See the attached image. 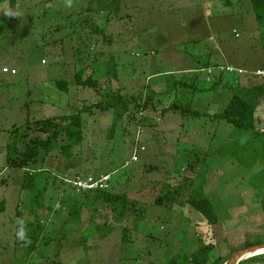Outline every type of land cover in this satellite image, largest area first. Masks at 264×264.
<instances>
[{
	"label": "rangeland",
	"instance_id": "rangeland-1",
	"mask_svg": "<svg viewBox=\"0 0 264 264\" xmlns=\"http://www.w3.org/2000/svg\"><path fill=\"white\" fill-rule=\"evenodd\" d=\"M197 1L199 0H73V6L66 8L65 0H18L15 10L10 9L8 2L0 3V206L6 202L5 208L3 207L5 212L0 214V264H25V241L18 244L20 240L15 234L18 228L17 216L13 205L18 204L19 199L25 202L26 206L20 202L19 207L24 212L35 209L40 201L42 204L49 201L53 206L57 204L58 197L48 192L38 197L40 201L34 199L45 187L44 179H50L47 189L51 188V180H57L58 187L63 188L67 184L60 182L64 180L62 175H91L100 178L101 174L108 173L111 176L112 193H121L127 184L144 185L148 189L159 191L169 181L166 176L170 164L173 162L172 170L178 173L181 166L190 160L183 159L182 155L176 157L177 160H169L168 157L147 160L139 154L146 151V146L152 151L155 145L157 152L173 154L174 146L170 140L175 136H188L191 142L198 140L199 146L205 147L204 139L210 129L206 127L204 117L190 118L180 128L179 120L171 122L168 114L160 116L161 120L156 121L157 113L145 111L135 114L132 119L125 118L112 130V113L92 108L88 113L82 114L84 141L81 146L73 149L71 160L60 150L48 153L43 164L29 168L30 171L39 170L31 188L22 190L24 171L7 165L8 145L15 153L22 152L28 139L34 136L46 138L37 130L36 123L39 121L78 114L84 107L99 102L102 99L101 93L110 88H119L128 95H134L149 83L148 77L153 72L169 71L180 66L177 59H187L194 51V33L190 29L195 26V19L202 16L201 10L196 8ZM230 1L232 4L227 6L221 0H214L213 8L209 7L210 19L206 16V21H216L211 33L215 34L219 42L232 49L227 51L230 50L228 54L230 57L233 55L234 62L241 67L245 66L233 68L245 72L261 69L264 67V22H257L250 1ZM9 12L16 15L9 17L6 15ZM109 22L117 26L115 34L109 33ZM234 31L238 33V38ZM141 34L138 39L137 35ZM162 39L169 41L173 52L179 55L181 52L182 57H174L171 51L166 56L169 50L163 56L162 48H158L159 53L152 56L150 44L155 48L156 44H161ZM198 40L201 47L217 44L216 40L209 41L208 31H201ZM84 67H88L85 77L92 75L98 68L101 73H108L110 70L113 72L115 69L116 76L112 84L109 83L111 78L100 80L102 88L97 92L91 88L78 87L74 83L75 75ZM4 69L9 70V73H5ZM12 70L17 74L11 75ZM183 77L188 76L165 78L164 86L170 88L171 92L168 91L159 98L154 95L155 106H170L177 101L182 103V100L186 102L189 92L182 85H176L187 79ZM225 79L222 107L214 111L208 110L209 113L222 112L234 94L226 86L234 79ZM59 81L68 83V92L57 87ZM255 81L261 82L260 79H254ZM175 85L178 95L173 91ZM198 85L201 89L197 87L198 91L196 90L197 102L206 106L204 100L207 98L202 89L204 85ZM155 88L160 89L157 85ZM184 91L187 93L184 94ZM169 94L173 97H169ZM200 105L198 107H202ZM257 115L264 120V104ZM27 125L31 128L25 133ZM257 128L264 130V121L257 124ZM140 131L143 134L138 145L145 150L138 152L136 162L133 157ZM217 132V136L225 142L222 153L203 154L202 165L200 168L197 165V172L204 176L203 196L212 202L219 219L223 220L224 213L229 210L228 217H235L234 222L221 223L220 227L208 225L207 220L193 208L177 207L181 214L174 217V214H169L168 208L154 206L145 200L151 207L142 211L146 218L153 214L162 220L150 222L144 218L136 223L133 218L130 219L129 239L125 242L127 249L109 250L106 255H89L91 264H168L172 256L178 253L177 263L191 264L192 262H186V258L209 244L216 246L218 250L211 253L212 257L221 255L230 260L237 251L246 248V243L258 240L264 244V141L253 143L251 133L244 134L245 131L236 129L225 121H221ZM214 135L216 133L211 136ZM192 146L195 147L194 144ZM252 148L253 152H249ZM43 155L44 151H41L38 159L41 160ZM241 156L247 158L242 159ZM154 165H157V170L151 168ZM197 172L186 168L182 175L196 181ZM183 176L174 175L173 179L183 183L186 178ZM185 192L188 194L190 190ZM228 204L236 208L230 209ZM154 210L156 212L151 213ZM9 219H12L11 223ZM23 222L27 231L31 221L25 219ZM111 225L115 224L111 222ZM120 240L121 236L111 242ZM15 242L19 250L17 258L9 255ZM49 242L50 246L58 241L54 237L53 242ZM65 242L66 245H71L74 240L68 236ZM43 244L45 241L40 239L38 245ZM57 254L56 252V256ZM71 257L72 255L66 259ZM32 258L29 263L35 264L37 257L31 262ZM52 260L49 264L61 263L59 258L54 257ZM261 260L264 261V258ZM68 264L72 263L69 261ZM80 264L89 263L82 260Z\"/></svg>",
	"mask_w": 264,
	"mask_h": 264
},
{
	"label": "trees",
	"instance_id": "trees-1",
	"mask_svg": "<svg viewBox=\"0 0 264 264\" xmlns=\"http://www.w3.org/2000/svg\"><path fill=\"white\" fill-rule=\"evenodd\" d=\"M47 1L51 2L53 0ZM249 1L255 15V19L257 20V22L263 23L264 0ZM5 2L9 3L11 10H15L17 7L18 0H0V3ZM221 2L227 6L232 4L230 0H221ZM97 31L99 32L98 28ZM195 61L198 66V70L207 69L209 66L208 63H203L202 59H196ZM87 70L88 67L79 69L76 72L74 83L78 87L91 88L96 92L99 91V88H102L100 86V80L111 78L109 83L112 84L113 78L116 76V73H114L116 72L115 69L113 70V72L110 70L108 71V73H101L102 71L98 68L97 70L95 69V71H93L92 75L85 77ZM233 76L237 78L234 81L232 80L233 82H228L226 86L230 88V90L234 92V94L222 112L210 116L207 112L202 113L198 109L192 107L191 101L194 100V97L198 91L197 87H199L198 76L194 79H184L185 81H183L182 83H176V85L180 84L183 86L184 89H187V91L189 92V97L186 100V104H182L181 102L178 103L177 101L174 102L168 108V110L179 109L182 116H191L192 118L210 116L212 121H225L234 128L245 131L244 134L251 133L253 137V143L264 141V133H261L260 128H257V124H261L262 122V119L257 114L261 105L264 104V79L248 75L247 73L240 76ZM244 77H246V79ZM254 79H260L261 82H254ZM212 86L215 87L216 83H213ZM57 87L63 92H68V83L66 81L57 82ZM114 88H110V90L105 89L106 91L101 93L102 99H100L99 102L89 107H84L78 114H74L71 116H61L59 118H47L36 123L38 124V132L40 134L45 135L46 138L44 139L41 136H34L28 139L24 151H16L15 153L14 150H11L10 146L8 145L7 150L9 151V156L7 158V165L13 169L24 171L25 179L23 181V187L21 188L22 190H25L29 187L31 188L35 184L36 174L39 172L36 170L30 171L29 168L35 167L37 166V164L40 163L43 164L47 158L46 156L48 155V153L54 150H60V152L65 155L68 160H71L70 158H72L73 156V149L81 146L84 141V121L82 119V114L88 113L92 110V108H97L103 112L110 111L112 113V130L116 129L117 125L121 121H124L125 118L128 117V119H132L135 114L150 111L157 113L156 115L159 117H163L167 112L166 110H161L158 112V110L155 109L153 96L156 95V93L148 90L147 88H144L143 90L137 92L134 95H128L123 92L122 89ZM185 93L187 92L184 91V94ZM30 128L31 126L27 125V127H25V133ZM60 143L63 144L60 145ZM253 150L254 148L248 151L253 152ZM41 151H44V155L43 158L40 160L38 159V157L40 156ZM245 153L248 154V152ZM194 154V157L196 158H187V160H190V162L187 164H183L181 167H185V169L187 168L188 170H199V168H197V165H202V157L199 156L198 153ZM241 157L242 159L247 158L243 156ZM194 164L196 165L194 166ZM197 173L198 175L196 177V181L184 178L183 185H179L177 187H173L172 185H167L168 183H165L162 186L161 190L158 192V194L154 196V206L171 208V204H174L177 199L180 200L181 198H184V202L191 205V207L195 211L200 213L207 220L208 225L220 227L222 220L219 219L215 207L208 198L204 197L205 195L203 196L204 190L202 185V178L204 176L200 174L199 171ZM78 176L80 175L74 174L73 176H66L62 178L70 179ZM89 176L91 175H85L83 177ZM108 176L110 175L108 174ZM49 181L50 179H44L43 184H45V187L34 197L36 201H40L38 197H42V195L47 192ZM57 182V180H51L52 184L50 183V185L57 186ZM60 182L63 183L64 180H61ZM72 190L75 191L73 188ZM186 190H190V192L186 194ZM92 194L94 195L96 201L103 200L110 204H115V208L113 209L115 217L124 216L123 214H125L127 210H130L133 221H135L136 223H139L142 219H144L143 212L145 209L143 207H140L142 210L138 208L137 206H139V204H137L135 200L129 199L125 192H119V194L107 191H93L89 193L85 192L80 194L82 196L80 198L84 200V204H89V200L92 197ZM180 194L181 196H183H178ZM76 198L77 200H79V197L76 196ZM40 202H37L35 209H29V211L27 212V214L29 212L31 213L30 216L32 217V220H34L31 221L29 224L27 232L28 238L26 239V241L24 243L19 241L18 243H23V245L25 246L23 250L29 252L24 258L23 262L25 264H32L29 263L31 250L33 251L37 247L42 248L43 246H49V241H52L51 238H46L43 239L45 241V244H43L42 246L38 245L40 243V237L44 230V225L39 219L38 212L41 209H46L44 207L45 204H42ZM82 206L80 208L76 207L69 209L70 218L66 221L67 223H65V226L67 227L66 230H68V226H71L73 224L72 222L75 220V218L76 220L74 223H77L79 221L83 209ZM3 207L4 206H0V212L3 211ZM23 215L26 214L23 212ZM227 215H229V210L224 213V219L227 217ZM18 219H21V216L17 217V220ZM127 229L128 228L125 227L123 230L124 240L128 238ZM67 235L70 236L68 234V231L66 232L65 238L68 237ZM259 244L262 243L257 240L256 242L246 243L244 247H250ZM57 248L58 247L56 246V249H52L53 258H57ZM214 251L218 252L216 246H213L212 244L205 245L204 247L199 249L198 252L191 255L190 258H186V262H192L191 264H225L229 261V258L222 257L221 255H214L212 257L211 253ZM261 258H264V255L249 258L241 262L240 264H264V261H262ZM46 259H51V255L49 257H46ZM177 259L176 257H173L168 264H179L177 263Z\"/></svg>",
	"mask_w": 264,
	"mask_h": 264
},
{
	"label": "crops",
	"instance_id": "crops-1",
	"mask_svg": "<svg viewBox=\"0 0 264 264\" xmlns=\"http://www.w3.org/2000/svg\"><path fill=\"white\" fill-rule=\"evenodd\" d=\"M207 1L209 3H207ZM207 1L206 0L197 1L198 4H197L196 8L201 10L202 16L198 19H195V23H194L195 26L192 29H190L192 31V33H194L193 43L195 44V46H193L194 51L192 52L191 56H188L189 58H187V59L178 58L176 62H177V64H180V66H177V68L174 67L173 70L164 71V72H161V71L153 72V74L149 75L150 76V77H148L149 83L147 85H145L144 88H147L148 90H150L152 92H155L156 96L159 98V97H163L164 95H166L168 93V91L171 92L170 88H166L164 86V85H166V80H165L166 77H168V76L173 77V76L182 75V76H188V77H183V78L188 79V78L192 77L194 79L198 76V82L204 85L203 89H205V90H204L203 95L207 98L204 100L206 103V106L200 105L197 102L198 99H196V96H195L194 98L196 100L191 101L192 107L196 106L197 107L196 109H198L200 112H202V111L207 112L210 116H212L216 113H209L208 110L214 111L216 108L222 107L221 103H223V102L221 101V99L223 96L222 94H223L224 82H226L225 77L233 78V79L236 77L233 75H230V74L226 75L225 73H222L219 70H214L211 74H209L208 69L217 68V67H225V66H232V67H236V68H245V66L241 67L239 64L234 62L232 60L233 55H232V57H230V55L228 54V52H230V50H232V49H230L228 46H225L222 42H219L217 40V38L215 37V34L211 33V29L213 30V28H214L213 26H214V24H216L215 23L216 21L207 23L208 21H206V16L209 17V19H210V14H208L209 7L211 9L213 8V1L214 0H212V1L207 0ZM240 1L241 0H239V2ZM116 28H117V26L114 25L113 22L108 23V29H110L109 33L111 35L115 34ZM201 31H204V32L208 31L209 41L213 42L216 40L217 44L215 46H212V47L211 46L201 47L200 44L198 43L199 42L198 37H199V33ZM141 32H143V29ZM210 33H211V35H210ZM141 36H142V34L137 35V38L140 39ZM150 47H151L150 54L152 56H155V54L159 53L157 50L158 48L163 49L162 50L163 56H164V53L168 50H169V52H167L166 56L169 55L170 51L173 52L172 45H169V41L166 42L163 39H162L160 45L156 44V46L154 48V46L150 44ZM227 49H230V50L227 51ZM232 52H231V54H232ZM172 55L174 57H178V56L182 57L181 52H180V55L176 54L174 52ZM196 59H203L202 60L203 63L209 64L208 68L198 70L197 69L198 66H197V63L195 61ZM254 66H257V65L255 64ZM248 67H252V66H248ZM202 74H204V75H202ZM159 81H164V82L160 83ZM213 83H216L215 87L212 86ZM155 85H157V88L159 87L160 89H156ZM173 91L176 95L179 94V91L177 90L176 86H175ZM212 91H213V93L211 94ZM168 96L173 97L172 94H169ZM199 99L203 100L201 97ZM172 104H170V106ZM182 104H186V102L183 100ZM198 105H200L202 107H198ZM170 106H168V104L162 105L159 107L155 106V109H157L158 111L166 110L167 111L166 114H168V116L171 118V122L179 120V122H180L179 127L180 128L183 127L184 121L187 122L190 118H192L191 116H188V117L182 116L179 109L168 110V108ZM210 116H203L204 118H206V122H207L206 127H209V129H210L209 133H207V137L204 139L205 147H200L198 144V140L194 139L195 142L194 143L191 142L189 140L188 136H181V137L175 136V137H173L172 140H170V141H172V144H173L172 146H174L172 148V151H174L173 154L168 153V152H166V154H165V152L159 153V152H157V148L154 145V148L152 151L150 150L149 147L146 146V151L143 153H139V154H141L140 157H143L147 160H149V159L157 160V159H162V158L167 159L166 157H168L169 160H174L176 157H178L180 155H182L183 159H187V158H191V157L196 158V157H194L195 156L194 153H198L199 156H200V154H202L201 157L203 156V154L204 155H209V154H212V155L218 154L219 155V154H221L222 150H223L222 147L224 148V144H225V142H222L221 138L219 136H217V133H218L217 131L220 130L221 121L220 122L212 121ZM203 117H200V118H203ZM259 117L261 118L260 115H259ZM155 119H156V121L161 120V118L159 116H156ZM155 119L153 121H155ZM263 121L264 120L262 119V122ZM216 129H217V131H216ZM260 131L263 132L264 130L260 129ZM213 133H216V135L211 136ZM152 144H150V145H152ZM160 144H161V142H160ZM192 144H194L195 147H193ZM210 144H212V147L210 146ZM175 160H177V158ZM156 166L154 165L151 167H153V169L157 170ZM172 168H173V162L170 164L169 169H167L169 172L166 176L167 179L169 180V181H167V183L172 185L173 187L183 185V183L181 181L178 182L177 180H174L173 176L174 175L175 176L180 175L182 177L183 176L182 171L185 169V167H181V170L178 173L173 171ZM199 168H200V166H199ZM40 170H44V169L40 168ZM197 170L198 169L193 170V171L197 172ZM37 171H39V170H37ZM104 175H108V174L107 173L101 174L99 177L104 176ZM65 176H68V175H62L61 177H65ZM183 177L187 178V176H183ZM187 179L191 180L192 177L187 178ZM130 185H136V186H130ZM161 188H160V190H161ZM106 191L112 192V186H109V189ZM159 191L148 189L147 186H144V185L142 186V185H138V184H127V185H125L124 189L122 190V192L126 193V195L129 199L135 200L136 203L139 204V206L143 207L144 209L151 208L150 205L146 204L145 200L150 201L154 205V203H153L154 196L157 195ZM47 192L49 194L51 193V195H53V196H57L58 201L56 202L57 204H55L54 206H53V204L49 203V201L48 202L46 201L45 205H44V207L46 209H41L38 212L39 219L41 220V222L44 225V230L42 232L40 239L51 238L52 242H53V239L55 237V239L58 242H57V244L51 243V245L48 247L46 246V248L43 246L42 248L37 247L33 251L31 250L30 258L33 257L31 259V262H33L34 258L37 257L36 263H38V264H49L50 261H53V260L52 259L47 260L46 257H49L51 255V249H53V248L56 249V246L58 247L57 258H59L61 260V263L59 262V264H68L69 261L72 264H76V262L78 264H80V262L82 260H85L86 263L88 262L89 264H91L89 259H88L89 255H92V254L93 255H99V254H105L106 255V253L109 252V250L123 249V248L127 249V245L125 242L128 241L129 238H126L124 240L123 230L125 227L128 228L127 231L129 230L128 224H129L130 219H132L130 210H127L126 213L123 214L124 216L115 217L114 210H113L115 208V204H110V203L105 202L103 200L98 201L97 203H93V202H91V200L96 201L93 194L91 195L92 197L89 200L90 201L89 204H84V200L82 198H80L82 196L80 194H79L80 196H78V194L76 195L74 193V191L67 186H64L63 188L58 187V185L57 186H51V188L48 189ZM76 196L79 197V200H77ZM184 201L185 200L181 198L180 200L177 199L176 202H174V204H171V206H170L171 208H168L169 214H171V215L174 214L173 215L174 217H177L178 214H181V211L176 209L177 207H179V209H186V208L192 209L191 205H189L188 203H185ZM17 202H18V204L13 205V206H15L14 207L15 208V216H17V217L21 216V218L23 220L27 219V221H33L34 219L32 220V217L30 216L31 213L29 212L27 214L29 209L27 211H24V213L26 215H23V212L19 209L21 203H23V205H25V202L21 201L20 199ZM5 204H6V202H5ZM5 204L3 202V206H6ZM81 206L83 207V209H82V213H81V217H80L79 221L77 223H74L76 220V218H75V220L72 222L73 224L71 226H68L69 228H68V230H66L67 227L65 226V223H67L66 221L70 218L69 209L70 208H76V207L80 208ZM228 206L230 209L236 208V206H233L232 204H228ZM4 208H3V211L0 212V214L5 212ZM25 208H27V207H25ZM152 212L155 213L156 211L154 210V211H151V213ZM154 216H156V215H154ZM154 216H153V214L152 215L149 214L148 218H146V216L144 214V218H146V220L149 219L150 222H156V220H162L161 217L156 218ZM197 216L198 215H196L194 218L196 219ZM110 219H111V222H113L115 225H111V222H109ZM233 219H235V217L232 218V216L228 217V215H227V217L222 220V223H225V224L226 223H232V222H234ZM9 222L11 223L12 219H9ZM67 231H68V234L70 235L69 237L74 240L73 244H71V245L70 244L66 245V242H65L66 241L65 235H66ZM27 232H28V228H27ZM119 236H121L120 242L119 241L111 242V240H114ZM17 248H18V244H17V242H15L11 248V252L9 253V255L13 256L14 258H17L16 255L19 252V250ZM40 249H42V250H40ZM24 253H25L24 255L26 256V254H28L29 252H24ZM70 255H72V257L69 260L66 259ZM177 255L174 254L172 256V258L176 257Z\"/></svg>",
	"mask_w": 264,
	"mask_h": 264
},
{
	"label": "built area",
	"instance_id": "built-area-1",
	"mask_svg": "<svg viewBox=\"0 0 264 264\" xmlns=\"http://www.w3.org/2000/svg\"><path fill=\"white\" fill-rule=\"evenodd\" d=\"M235 37H239L238 33L236 31H234ZM214 70H219L222 73L225 74H233L236 76H240L243 75L245 73H247L248 75L251 76H256L259 78L264 79V67L261 69H257L256 71H252V72H245L243 70L240 69H236L230 66H225V67H217V68H211L208 69V73L211 74ZM5 73H9V70L4 69ZM11 75H16L17 72L15 70H12ZM143 134V131H140L137 138H136V148L134 150V157H133V161H136L137 158V154L140 150L144 151L145 148L141 147L140 145H138V142L140 141L139 138L140 136ZM64 182L71 186L76 193H85V192H93V191H106L109 189V182H110V176H102L100 178H95V177H83V176H78L75 178H70L66 180L64 179Z\"/></svg>",
	"mask_w": 264,
	"mask_h": 264
},
{
	"label": "water",
	"instance_id": "water-1",
	"mask_svg": "<svg viewBox=\"0 0 264 264\" xmlns=\"http://www.w3.org/2000/svg\"><path fill=\"white\" fill-rule=\"evenodd\" d=\"M259 251H264V244L246 247L237 251L225 264H240L241 262L254 257Z\"/></svg>",
	"mask_w": 264,
	"mask_h": 264
},
{
	"label": "clouds",
	"instance_id": "clouds-1",
	"mask_svg": "<svg viewBox=\"0 0 264 264\" xmlns=\"http://www.w3.org/2000/svg\"><path fill=\"white\" fill-rule=\"evenodd\" d=\"M64 6L66 8H71L73 6V0H65ZM6 15L9 17H14L16 15V13L9 12V13H6ZM17 225H18V228H17L16 233H15L17 239H19L20 241H26L27 231H26V228L24 227L23 220L18 219Z\"/></svg>",
	"mask_w": 264,
	"mask_h": 264
},
{
	"label": "bare ground",
	"instance_id": "bare-ground-1",
	"mask_svg": "<svg viewBox=\"0 0 264 264\" xmlns=\"http://www.w3.org/2000/svg\"><path fill=\"white\" fill-rule=\"evenodd\" d=\"M264 255V251H259V252H257L256 254H255V256H260V255Z\"/></svg>",
	"mask_w": 264,
	"mask_h": 264
}]
</instances>
